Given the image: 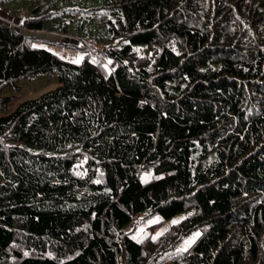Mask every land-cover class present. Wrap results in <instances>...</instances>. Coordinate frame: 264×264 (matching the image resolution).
<instances>
[{
    "label": "trees",
    "instance_id": "obj_1",
    "mask_svg": "<svg viewBox=\"0 0 264 264\" xmlns=\"http://www.w3.org/2000/svg\"><path fill=\"white\" fill-rule=\"evenodd\" d=\"M59 1L1 7L0 111L57 86L0 116V264H264V0ZM87 27L78 65L29 34Z\"/></svg>",
    "mask_w": 264,
    "mask_h": 264
},
{
    "label": "rangeland",
    "instance_id": "obj_2",
    "mask_svg": "<svg viewBox=\"0 0 264 264\" xmlns=\"http://www.w3.org/2000/svg\"><path fill=\"white\" fill-rule=\"evenodd\" d=\"M34 0H4L0 2V16L2 14V9L8 14H12L13 11L19 10L20 14L15 15L17 20V25L21 24V15L25 12L27 6L31 4ZM103 0H60L59 10H66L68 7L76 8H93L99 7ZM12 26L15 22L11 18L4 19ZM71 27H74L76 19L70 20ZM22 30V29H21ZM31 35L41 36L40 38L46 42H36L33 46L46 49L57 56L59 59L68 62L70 64L78 65L83 61L84 55L89 52H98L99 49L105 46V43H99L94 40L95 28L87 27L81 31H74L70 35H59L54 32H43V33H29ZM55 36V37H52ZM64 42L67 44H84L88 45L90 48L84 52L75 48H70L68 46H62L55 44L54 42ZM143 51H141L142 53ZM103 64L108 67L109 60L103 61ZM57 86V77L53 75H42L35 78L32 81L21 82L18 84V91H13L9 87L2 91L3 96H14L13 100L8 103L7 109L5 111H0V116L7 115L12 112L15 107L22 101L27 99H33L38 97L40 94L51 90ZM185 217V214H179L168 221L161 222L160 219L155 217H150L148 219L139 222L137 227L131 228L133 231V238L136 240H142L143 238L150 236L156 238L164 233L171 225L178 223ZM200 231H194L188 237L185 238L180 247L177 248L178 251L187 250L193 242L199 237ZM123 260V258H122Z\"/></svg>",
    "mask_w": 264,
    "mask_h": 264
},
{
    "label": "crops",
    "instance_id": "obj_3",
    "mask_svg": "<svg viewBox=\"0 0 264 264\" xmlns=\"http://www.w3.org/2000/svg\"><path fill=\"white\" fill-rule=\"evenodd\" d=\"M52 37H55V36L52 35Z\"/></svg>",
    "mask_w": 264,
    "mask_h": 264
},
{
    "label": "built area",
    "instance_id": "obj_4",
    "mask_svg": "<svg viewBox=\"0 0 264 264\" xmlns=\"http://www.w3.org/2000/svg\"><path fill=\"white\" fill-rule=\"evenodd\" d=\"M20 28H22V27L20 26Z\"/></svg>",
    "mask_w": 264,
    "mask_h": 264
},
{
    "label": "clouds",
    "instance_id": "obj_5",
    "mask_svg": "<svg viewBox=\"0 0 264 264\" xmlns=\"http://www.w3.org/2000/svg\"><path fill=\"white\" fill-rule=\"evenodd\" d=\"M21 26V25H20ZM20 26H18V27H20Z\"/></svg>",
    "mask_w": 264,
    "mask_h": 264
}]
</instances>
